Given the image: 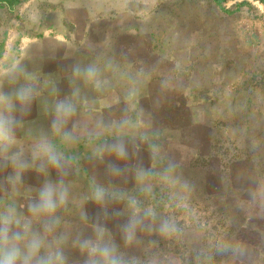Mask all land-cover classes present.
<instances>
[{"label": "crops", "instance_id": "obj_1", "mask_svg": "<svg viewBox=\"0 0 264 264\" xmlns=\"http://www.w3.org/2000/svg\"><path fill=\"white\" fill-rule=\"evenodd\" d=\"M69 1L0 0V118L11 136L0 146V231L16 264H264V212L244 207L257 201L256 177L220 143L264 142V46L241 32L254 20L242 12L259 8L161 3L141 36L114 23L110 4L83 17ZM45 190L51 211L39 207ZM195 202L201 218L241 221L216 247L191 238L177 259L176 206Z\"/></svg>", "mask_w": 264, "mask_h": 264}, {"label": "rangeland", "instance_id": "obj_2", "mask_svg": "<svg viewBox=\"0 0 264 264\" xmlns=\"http://www.w3.org/2000/svg\"><path fill=\"white\" fill-rule=\"evenodd\" d=\"M72 1L70 0V8L72 7ZM194 0H74L75 4L79 5L77 6L79 9V13L86 17L88 13L91 12V14L95 11L98 15L100 13H104V4H110L111 16L113 18L114 23L117 21L123 20V24L127 22V27L129 29V35H141V36H148L151 32L148 29L149 26L156 25V19L159 18L158 11L155 10V6L161 3H190ZM199 1H205V0H197ZM214 1V0H210ZM227 3L235 2V3H242V2H250L256 4V6L259 8L258 11H255L253 8H249L250 10H246L242 12L243 14L250 13L251 17L254 19L252 20V23H248V21H241V32L243 34V29L245 32H248L250 36H255L256 42L258 44V48H262L264 46V8H262L257 2H254L253 0H227ZM142 4H147L146 7H143ZM149 5H154L153 7ZM95 6V7H94ZM76 7V5H75ZM175 11V10H174ZM173 10L170 12H174ZM242 15V14H241ZM99 17H105L104 14H102ZM241 17V16H240ZM151 21V23H150ZM144 26V27H143ZM155 36V43L159 45L160 38L162 37V34L159 30L154 31ZM245 35V34H244ZM258 37L260 39H258ZM114 44H113V50H115V46H117L120 42V35L113 34ZM117 41V42H116ZM257 125V131H259L262 127V124H256ZM239 126L241 125H234L229 126L230 130L236 131L239 129ZM231 137L235 138L236 144L240 142L239 145L235 146V148H231L230 145H228L227 142H229L227 139H220V143H222V146L224 150H226L227 155L228 154H234L235 158L239 157L240 160H249L250 165L248 166V162L242 163V171L241 175L244 176V178H247V180H251L254 177H256L257 181V187H256V193L254 199L256 203L254 204H245L244 207L251 208H257L258 212H264V202L262 201L264 199V181H259L261 179H264V142L259 145L260 149L257 151H254L248 149L243 145L244 140L239 139L240 135H232ZM233 141V142H234ZM230 143V142H229ZM231 144V143H230ZM229 160V159H228ZM216 166V163H214ZM251 168V173L249 178V174L247 169ZM253 168H255V173L253 171ZM227 189V188H225ZM242 192L248 196L249 192H253L252 184L249 187L241 188ZM228 204V203H227ZM177 219H176V241H171L172 244H175L176 252H177V259L178 258H184L185 255V243L189 242L192 238V244L195 246L196 244H200V241H202L205 246L208 244L207 242H211L210 246L216 247V242L212 243L213 239H217L218 237L226 238L228 235L225 233L226 231H222L224 227H229L233 221V224H238L241 220L239 218H236V215H239L238 212L230 211L228 213H231L233 218H217L216 216L213 217H206L207 214L204 215L205 218H201L200 214L197 211L205 210L204 208H201L199 204L196 202L193 204H178L177 206ZM192 215V217H190ZM261 221V220H260ZM187 226V227H186ZM192 226V235L188 232V227ZM186 227V229H185ZM211 232V233H210ZM191 235V236H190ZM187 238V239H186ZM171 244V246H172ZM188 244V243H187ZM215 245V246H214ZM188 246V245H187ZM172 248H174L172 246ZM229 255L233 254V249L228 251ZM141 261H137V264H146V258H140ZM127 264V263H125Z\"/></svg>", "mask_w": 264, "mask_h": 264}, {"label": "clouds", "instance_id": "obj_3", "mask_svg": "<svg viewBox=\"0 0 264 264\" xmlns=\"http://www.w3.org/2000/svg\"><path fill=\"white\" fill-rule=\"evenodd\" d=\"M24 95H26V93L22 92L21 96L23 97ZM10 142L11 136L8 129V124L5 120L0 118V146H4L6 143ZM39 207L46 211H51L55 208L53 194L50 190H45L41 194V204ZM5 223L7 222L5 221ZM129 239H131V236H129ZM7 242V228H5L3 231H0V264H16L17 260L20 259L19 249L15 246L7 248ZM34 247L38 248V245H34ZM104 254L109 256L107 250H105ZM24 264H28L27 257L24 259ZM106 264H118V262L114 258H109Z\"/></svg>", "mask_w": 264, "mask_h": 264}]
</instances>
